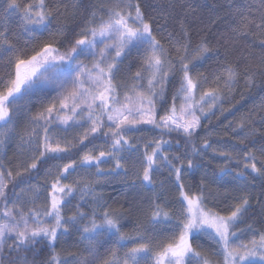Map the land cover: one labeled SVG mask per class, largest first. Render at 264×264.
<instances>
[{
    "label": "snow or ice",
    "instance_id": "1",
    "mask_svg": "<svg viewBox=\"0 0 264 264\" xmlns=\"http://www.w3.org/2000/svg\"><path fill=\"white\" fill-rule=\"evenodd\" d=\"M56 2L0 0V144L19 135L21 145L32 152L31 162H22L15 173L0 163V264H36L21 253L38 256L42 251L38 244L49 250L40 264H264V216L254 222L259 228L246 222L253 199L249 189L254 186L249 171L264 177V137L256 151L247 149L246 140L256 142L250 139L253 133H246L232 145L243 146L241 151L218 152L225 162L221 177L231 175L229 183L234 185L233 194L217 201L219 211L208 207L211 193H205L203 183L193 190L182 182L187 170L199 166L188 157L202 156L211 147L207 139L199 148L194 143L202 118L214 115L213 109L233 96L241 79L251 86L257 75L264 78V53L256 67L241 68L227 55L221 58L207 37L193 42L187 14L182 18L174 4L156 18L146 16L140 0H100L98 12H74L69 29L63 22L53 24L62 15L59 8L48 6ZM145 4L152 7L147 0ZM245 7L249 10L239 11V19H233L226 51L230 40L247 36L252 27L264 37V0H259L256 11L251 10L255 5ZM12 17L18 20L15 29L7 23ZM170 25L173 31H167ZM20 36L27 38L21 42ZM259 47L264 49V39ZM212 56L217 72L211 73L213 86L205 89L208 77L198 71L194 77L192 72ZM21 118L26 124L18 134ZM248 123L246 117L237 128L243 130ZM79 129L83 131L68 138L67 133ZM138 131L159 136L127 135ZM173 133L185 141L184 153L164 150L172 146L164 137ZM133 153L132 183L153 195L142 198L138 208L142 223L130 236L121 231L123 214L106 206L97 188L107 183L101 177L119 171L127 176L124 162ZM233 163L238 171L233 172ZM105 164L107 169L101 167ZM45 165L42 187L29 185L17 191ZM162 167L168 169L171 188L170 198L160 202L165 189L161 182V191L156 192L154 176ZM42 195L43 203L37 206ZM77 196L79 202L72 206ZM256 200L259 203L260 197ZM74 233L78 235L72 247L77 251H57V244ZM201 235L212 242L207 252L193 247ZM102 237H107L108 245L103 252ZM127 243L132 246L121 251Z\"/></svg>",
    "mask_w": 264,
    "mask_h": 264
},
{
    "label": "trees",
    "instance_id": "2",
    "mask_svg": "<svg viewBox=\"0 0 264 264\" xmlns=\"http://www.w3.org/2000/svg\"><path fill=\"white\" fill-rule=\"evenodd\" d=\"M20 2L27 4L33 3L35 0H20ZM46 2H48V0H46ZM99 2L100 0H78V3L74 5L71 4L70 0H57L54 5L49 3L48 6L57 7L62 13L60 17L53 20V24L55 25L58 21L63 22L67 24L70 29L73 23L72 17L74 12L90 15L93 11H98L97 6ZM147 3L152 7L146 8L145 0H140L142 10H145L146 16L151 15L156 18H159L162 12H167L169 10V4H174L176 12L180 13L182 18L185 13L187 14L186 22L191 24L189 30L192 32L194 43L200 37H207L209 46L213 52L218 51L221 58L227 55L229 62L236 63L241 68L247 65L256 67L261 54L264 53V49L259 47V42L261 39H264V37L259 35V31L255 27L249 29L247 36H241L234 41L230 40L227 51L225 47V40L232 37L230 28L235 26L233 24V19H239L237 13L239 11L249 10L245 7L246 5H255L251 10L256 11V8L259 7V0H147ZM65 5H68L67 12L64 11ZM258 15L259 13L257 12V16ZM7 23L10 27L15 29L17 28L18 20L17 18L12 17ZM167 31H173V27L170 25ZM178 31L177 28L176 32L178 33ZM197 33H199V35H197ZM156 35L159 38L160 33H156ZM26 38L27 37L25 36H20L21 42ZM33 43H35V41H33ZM164 43L167 46V42L164 41ZM215 60L216 57L212 56L201 63H197L196 69L192 72L194 77L197 71L208 77L209 83L203 85V88L205 89L213 86L211 84L213 79L211 73L217 72ZM128 62L129 61L126 59L124 65L126 66ZM135 70L136 68L133 67L132 72H135ZM169 88H172V86L170 85ZM168 95L170 98V91ZM37 110L38 106L32 109V113L34 114ZM213 111L215 113L214 115L208 114L205 118H202V127L197 130L199 135L194 140V143L198 148L202 147L204 139L209 141L211 147L207 148L202 156L188 157L194 159L199 166L187 170L182 177V181L186 187L192 186L193 190H195L196 185L203 183L205 185V193H211V195H209V201L211 202L208 204V207L219 211L220 209L216 207L217 201L224 200L226 195L233 194L234 185L229 183V181L232 180V177H221L220 167L223 166L225 162L224 159L218 155V151L216 154L213 153V148L216 147L223 150H233L235 152L241 151L243 146L233 148L232 145L237 144L239 138L243 137L246 133H253L250 139L256 142L253 144L246 140L245 143L247 144V149L256 151V149L259 148L261 138L264 137V78L257 75L251 86H246L243 79H241L237 85H234L233 96L226 97L225 102L218 104ZM246 117L250 118V123H248L243 130H240L237 128V125ZM25 124L26 120L21 118V121L16 128L23 130ZM230 124L231 127H229ZM127 135L129 138L141 136H144L145 138H158L159 136L158 133L147 131L130 132ZM164 138L172 140L171 147L165 146L164 150L166 152L169 154H181L185 152V141L176 133H173L170 137L165 136ZM177 141H179V143H177ZM97 143L101 142L97 141ZM187 150L189 152L191 151V144L187 145ZM15 153L16 148L14 144H9L5 149V159L10 165L15 163ZM256 154L259 156L258 152ZM131 158L134 160V153ZM182 159H184V166L187 169V158L182 156ZM66 162L67 161H53L51 163ZM47 167L48 166L45 165L39 173H33L34 178L27 184H21L20 188L24 185L39 182L40 176ZM257 167H260L259 163H257ZM231 168L233 172L239 170L234 163L231 165ZM119 172H121V174H117L119 179L104 185L101 191L103 190L102 192L106 198V206L117 209L123 214L121 220L123 227L121 228V231L132 236L135 233L137 225L142 223L138 213L142 198L152 196L153 192L140 188L138 184L133 185V176H130L129 173L126 176L124 171ZM154 179L157 182V193L161 191V182H163V188L165 189L160 202H163L166 198H170V194L167 191L171 188L168 169L162 167L154 176ZM248 180L254 186L249 189L253 199L250 201L252 207L249 210L246 222L253 223L254 227L259 228L260 225L254 222L264 216V196L260 195L264 192V177H258L249 171ZM20 188H17V191H19ZM171 195H175L174 190ZM256 197H260L259 203H257ZM83 210L88 211L87 208H84ZM238 227H244V225H238ZM74 234L69 236L67 241L75 238ZM106 239L107 237L101 239L99 245L101 252H103L104 248L108 246L104 243ZM197 243L202 245V247H197ZM211 243L212 242L208 239L200 237L198 241H193V247L196 248L197 251L207 252ZM63 244L64 242L57 244L56 249H61L60 247ZM131 246V243L126 244V248ZM37 248L42 249V251H40V254L36 257H33L31 252H22L21 255L26 254L30 261L35 259L36 264H40L41 261L47 260L49 250L39 244L37 245ZM62 249L66 250L64 246ZM4 264H7V261H5Z\"/></svg>",
    "mask_w": 264,
    "mask_h": 264
},
{
    "label": "rangeland",
    "instance_id": "3",
    "mask_svg": "<svg viewBox=\"0 0 264 264\" xmlns=\"http://www.w3.org/2000/svg\"><path fill=\"white\" fill-rule=\"evenodd\" d=\"M70 2H71V4L76 5L78 3V0H70ZM205 107H207V105H205ZM16 131L19 134V133H22L24 131V129L23 130H19V129L16 128ZM82 131H83L82 129L70 131L69 133H67V136H68L69 139H72V137L74 135H76L77 132H82ZM146 139H151V138H146ZM132 142L135 143V140H133ZM9 144H14V146L16 148V153H15L16 154V160H14L15 163L14 164H11V165L5 159V149H6V147ZM213 149H216L218 152L219 151H231V152H233L234 155L236 153L233 150H223V149H219V148H216V147L213 148ZM31 156H32L31 150L29 148H27L26 146H22L21 145V141H20L19 135L13 136L10 140H7L5 143L0 144V163H3L6 167L11 168L13 170V173H15V171H17V170H20L18 168V165H20L22 162L27 161V162L30 163L31 162V159H30ZM124 163H125V167L129 169V172L128 173L130 174V176H133V170H132L133 159L130 158L129 160L125 161ZM101 167L107 169L109 167V165L105 164V165H101ZM92 171H95V169H92ZM119 174H121V172H119ZM228 177H231V175H228ZM101 179L107 181L106 184H109V183H112V182L116 181L117 179H119V177H118L117 174H115V175H112V176L101 177ZM68 182H70V181H64V183H68ZM43 184H44V172L40 176L39 182L32 183V184H28V185H24L21 188L26 189L29 185H39V186L42 187ZM101 189L102 188L98 187L97 188V191H101ZM29 195H31V194H29ZM76 202H79V197L78 196H77L76 199H73L72 200V206L76 205L77 204ZM42 203H43V195L41 196V199H39V200L36 201L37 206L41 205ZM65 214L68 215L70 213L65 212ZM77 235L78 234H74L75 238H72L69 241H67V238L68 237L63 238V241L62 242H64V244L60 248L62 249V247L64 246V248L66 249L67 252H76L77 249L74 248V247H72V245L75 243V240L77 238ZM201 237H203L205 239H208L207 236H205V235H201ZM102 238H105V237H102ZM241 239H245V237H241ZM82 247L83 246L81 245V248ZM61 249H58L57 248V251H60ZM124 250H126V246L121 249V251H124ZM253 259H255V258H253Z\"/></svg>",
    "mask_w": 264,
    "mask_h": 264
},
{
    "label": "bare ground",
    "instance_id": "4",
    "mask_svg": "<svg viewBox=\"0 0 264 264\" xmlns=\"http://www.w3.org/2000/svg\"><path fill=\"white\" fill-rule=\"evenodd\" d=\"M242 136V135H241ZM103 191V190H102Z\"/></svg>",
    "mask_w": 264,
    "mask_h": 264
}]
</instances>
